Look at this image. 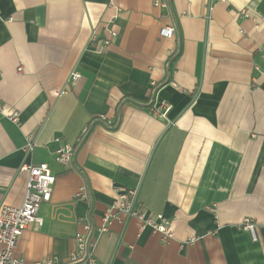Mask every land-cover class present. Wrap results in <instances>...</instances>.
<instances>
[{"label": "crops", "instance_id": "crops-1", "mask_svg": "<svg viewBox=\"0 0 264 264\" xmlns=\"http://www.w3.org/2000/svg\"><path fill=\"white\" fill-rule=\"evenodd\" d=\"M155 1L0 0V101L19 114L0 115V206L23 203L24 163L56 177L19 239L24 264H71L87 218L96 264H264V0ZM67 143L72 167L55 160ZM117 188L174 239L137 218L99 233Z\"/></svg>", "mask_w": 264, "mask_h": 264}, {"label": "built area", "instance_id": "built-area-1", "mask_svg": "<svg viewBox=\"0 0 264 264\" xmlns=\"http://www.w3.org/2000/svg\"><path fill=\"white\" fill-rule=\"evenodd\" d=\"M155 6L167 7L168 4L162 0H156ZM245 11V10H243ZM111 38L105 39L101 44V48H106L111 39L116 35L114 30H110ZM175 28L173 26H165L161 30V35L172 37ZM19 71L23 68L20 66ZM1 74V70H0ZM80 77L78 72L71 75L72 82H76ZM66 91L60 90L56 92V96L60 97ZM170 105L167 102H161L154 107V112L160 116H165ZM7 115L13 122L19 123V114L16 111L6 113L5 105L0 101V115ZM105 120L106 117L102 116ZM110 124V122H108ZM88 129H84L79 142L87 133ZM34 146L32 138L28 140L26 151L30 152ZM76 147L73 144H64L56 150L55 160L65 166L72 167L73 158ZM20 174L27 175L26 192L21 206L2 205L0 206V264H24V259L18 250V242L24 231L32 223L42 224V218L39 216V209L43 203H47L52 198L53 186L56 177L48 163H40L34 165L24 163L19 168ZM117 196L113 203L106 208L102 217V223L97 228L99 233L107 232L113 223L118 222L127 225L130 219H139L143 226H149L153 232L161 234V240L169 243L174 239V232L171 227V221L161 213L150 214L143 211L137 206L138 189L136 188H117ZM78 197L89 200V190L86 185L79 188ZM243 228L250 231L255 237V224L252 219L246 217L242 222ZM95 226L90 218L86 219L83 224V230L78 232L75 238V248L69 256L71 264H96L94 257V238ZM35 264H54L51 259H45L35 262Z\"/></svg>", "mask_w": 264, "mask_h": 264}]
</instances>
